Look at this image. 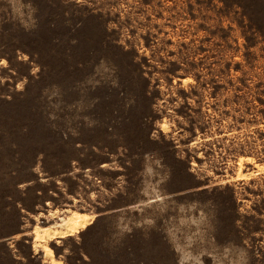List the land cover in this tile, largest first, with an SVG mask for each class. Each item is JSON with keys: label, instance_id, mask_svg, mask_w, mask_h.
<instances>
[{"label": "rangeland", "instance_id": "obj_1", "mask_svg": "<svg viewBox=\"0 0 264 264\" xmlns=\"http://www.w3.org/2000/svg\"><path fill=\"white\" fill-rule=\"evenodd\" d=\"M54 259L264 264V0H0V264Z\"/></svg>", "mask_w": 264, "mask_h": 264}, {"label": "bare ground", "instance_id": "obj_2", "mask_svg": "<svg viewBox=\"0 0 264 264\" xmlns=\"http://www.w3.org/2000/svg\"><path fill=\"white\" fill-rule=\"evenodd\" d=\"M90 216L87 213L81 211H73L69 215L62 218L57 226L43 227L37 231H34L35 239H51L53 237H63L71 235L82 229L90 220ZM46 254L49 257H53V251L50 247H45ZM53 264H61L60 261L54 259Z\"/></svg>", "mask_w": 264, "mask_h": 264}, {"label": "crops", "instance_id": "obj_3", "mask_svg": "<svg viewBox=\"0 0 264 264\" xmlns=\"http://www.w3.org/2000/svg\"><path fill=\"white\" fill-rule=\"evenodd\" d=\"M74 199L76 200V202L79 204L80 203V198H77V197H74ZM59 204H49V203H47V201H43V204H41V208L43 209V210H41L40 208H38L37 209V215L39 216V218H52L51 216H50V214H52L54 211H56L58 208H57V206H58ZM71 206L72 205H74V202H72V199H71V204H70ZM96 204H94V203H92L91 204V207H94ZM81 212H84V213H87V214H90V215H92L91 213H92V209H89V210H87V211H81ZM31 215L32 214H30L29 215V218L31 217ZM67 216V215H66ZM55 217V216H54ZM33 219H34V217H33ZM59 219V218H58ZM59 221H57V223H58ZM56 223V224H57ZM91 224V222L88 224V225H86V227L85 228H83V229H81L78 233L80 234V233H84L85 232V230H87L88 229V227H89V225ZM51 226H53V224L52 223H50V224H47V225H44V226H42L41 228H43V227H51ZM64 237V236H63ZM63 237H59V238H63ZM52 239H58L57 237H55V238H52ZM52 239H50V240H52ZM33 240H34V235H33ZM33 250V249H32ZM35 252V251H34ZM38 253L39 254H41V256L44 254L43 253V249L42 248H39L38 249ZM82 258H84V257H82Z\"/></svg>", "mask_w": 264, "mask_h": 264}]
</instances>
